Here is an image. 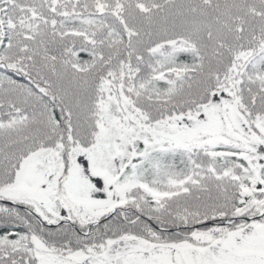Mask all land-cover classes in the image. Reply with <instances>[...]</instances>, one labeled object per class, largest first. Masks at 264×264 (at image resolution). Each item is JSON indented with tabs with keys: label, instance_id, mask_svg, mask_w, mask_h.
<instances>
[{
	"label": "snow or ice",
	"instance_id": "obj_1",
	"mask_svg": "<svg viewBox=\"0 0 264 264\" xmlns=\"http://www.w3.org/2000/svg\"><path fill=\"white\" fill-rule=\"evenodd\" d=\"M0 264H264V0H0Z\"/></svg>",
	"mask_w": 264,
	"mask_h": 264
}]
</instances>
